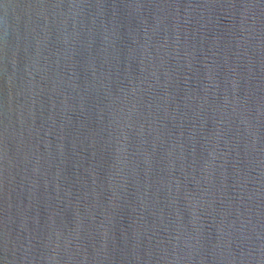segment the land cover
<instances>
[{
	"label": "water",
	"instance_id": "1",
	"mask_svg": "<svg viewBox=\"0 0 264 264\" xmlns=\"http://www.w3.org/2000/svg\"><path fill=\"white\" fill-rule=\"evenodd\" d=\"M0 264H264V0H0Z\"/></svg>",
	"mask_w": 264,
	"mask_h": 264
}]
</instances>
